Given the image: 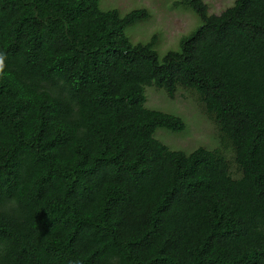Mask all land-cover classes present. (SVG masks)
Listing matches in <instances>:
<instances>
[{
	"label": "trees",
	"instance_id": "16d2710c",
	"mask_svg": "<svg viewBox=\"0 0 264 264\" xmlns=\"http://www.w3.org/2000/svg\"><path fill=\"white\" fill-rule=\"evenodd\" d=\"M98 1L0 0V264H264V0L175 1L202 23L160 59ZM147 87L219 146L154 138L185 123Z\"/></svg>",
	"mask_w": 264,
	"mask_h": 264
},
{
	"label": "rangeland",
	"instance_id": "374dc122",
	"mask_svg": "<svg viewBox=\"0 0 264 264\" xmlns=\"http://www.w3.org/2000/svg\"><path fill=\"white\" fill-rule=\"evenodd\" d=\"M175 1L177 0H99L98 6L102 11L116 10L121 16L132 10L146 9L150 17L125 28L124 35L132 44H145L153 36H157L152 45L160 59L167 51L178 49L179 41L192 34L202 23L191 9L181 4L176 6ZM234 1L204 0V3L209 14L219 15ZM145 94V105L149 109L179 116L185 123V129L180 133L165 130L155 132L154 138L171 150L189 153L198 147L214 149L219 146L218 131L204 115L197 96L189 91H180L173 99H169L161 90L148 87Z\"/></svg>",
	"mask_w": 264,
	"mask_h": 264
},
{
	"label": "clouds",
	"instance_id": "9594fccd",
	"mask_svg": "<svg viewBox=\"0 0 264 264\" xmlns=\"http://www.w3.org/2000/svg\"><path fill=\"white\" fill-rule=\"evenodd\" d=\"M7 57L4 53L0 52V74H2L5 70V68L7 67L5 61H6Z\"/></svg>",
	"mask_w": 264,
	"mask_h": 264
}]
</instances>
